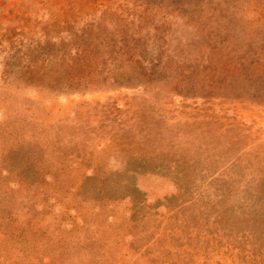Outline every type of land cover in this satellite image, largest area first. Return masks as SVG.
<instances>
[{
  "label": "rangeland",
  "instance_id": "374dc122",
  "mask_svg": "<svg viewBox=\"0 0 264 264\" xmlns=\"http://www.w3.org/2000/svg\"><path fill=\"white\" fill-rule=\"evenodd\" d=\"M0 264H264V0H0Z\"/></svg>",
  "mask_w": 264,
  "mask_h": 264
}]
</instances>
